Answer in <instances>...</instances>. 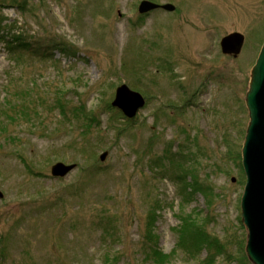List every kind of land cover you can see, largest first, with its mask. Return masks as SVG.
Here are the masks:
<instances>
[{
	"label": "rangeland",
	"instance_id": "374dc122",
	"mask_svg": "<svg viewBox=\"0 0 264 264\" xmlns=\"http://www.w3.org/2000/svg\"><path fill=\"white\" fill-rule=\"evenodd\" d=\"M138 1L0 0V264H107V252L118 255L115 264H152L139 249L152 207V231L166 254L179 218L191 215L225 240L230 257L216 264H239L242 250L251 264L240 220V147L264 0H152L175 9L143 17ZM234 31L245 40L235 58L219 47ZM17 35L46 44L45 57L11 52ZM55 38L75 53L47 50ZM120 83L146 98L132 119L110 104ZM79 103L89 118L70 112ZM172 153L211 194L181 199L163 169ZM59 161L76 168L55 178L50 165ZM104 217L114 239L102 237ZM205 254L178 252L171 264H198Z\"/></svg>",
	"mask_w": 264,
	"mask_h": 264
},
{
	"label": "water",
	"instance_id": "95a60500",
	"mask_svg": "<svg viewBox=\"0 0 264 264\" xmlns=\"http://www.w3.org/2000/svg\"><path fill=\"white\" fill-rule=\"evenodd\" d=\"M138 2L137 12L140 14L160 8L167 12L175 9L171 2ZM244 41V36L239 31L226 33L219 39L220 52L235 58L241 52ZM258 50L259 53L249 71V84L245 92L244 104L249 119L240 147L241 169L245 177L239 201L240 220L246 230L244 252L251 264H264V41ZM114 89L111 106L119 110L124 117L132 119L143 108L146 99L125 83H120ZM106 156L107 151H102L100 161ZM75 167V163L55 162L50 165V174L55 178L64 177Z\"/></svg>",
	"mask_w": 264,
	"mask_h": 264
},
{
	"label": "trees",
	"instance_id": "16d2710c",
	"mask_svg": "<svg viewBox=\"0 0 264 264\" xmlns=\"http://www.w3.org/2000/svg\"><path fill=\"white\" fill-rule=\"evenodd\" d=\"M139 17H143V15H140ZM14 43L16 44H10L11 52H14L15 50H19V53H22L24 50L29 52V53H35L36 55H40L41 57H45L46 52H43L42 47L43 44L41 45L40 42H30L26 40H21V36L17 35L14 37ZM31 48V49H30ZM47 48V47H46ZM48 49L54 50L57 49L60 53H69V54H74V50L70 48L65 42H63L61 39L55 38V40H48ZM10 52V53H11ZM16 52V51H15ZM43 52V53H42ZM24 94H28L23 91V94L20 98V103L24 102L27 97L24 96ZM58 100L59 97L56 98V104L59 106L61 112L66 109V105L59 102ZM106 107H108L109 111L112 110L111 107H109V104H106ZM70 110V112L75 113L77 116H74L75 118L79 117H85L89 118L90 116L87 114L88 112L86 111L85 106L82 103H79L78 106H73ZM26 115V114H24ZM4 118H8L11 120L18 119L17 117H12L9 115H5ZM1 124H4V119L0 121ZM3 129V127H2ZM1 132V128H0ZM169 150V147H166V151ZM173 154V153H172ZM239 155V154H238ZM177 158V155H169L168 156V161L170 162V167L164 169V171L167 173L166 176L170 178L172 182H174L177 186V194L181 197L182 200L189 201L190 198L194 193H202L203 195L205 194H211L212 188L209 186L198 182L196 178H193L196 176L194 174V169L192 168H187V163L175 159ZM160 158H157L154 160L153 165H155ZM163 159V157H162ZM189 158L187 159L188 162ZM163 161V160H162ZM240 166V163L238 164ZM238 166V167H239ZM30 171H33L30 166H27ZM171 175V176H170ZM160 207V206H158ZM147 220L145 222V232L143 234V240L140 245V252L142 253V259L151 262L152 264H171V258L178 252H182L187 258H196L202 251L205 249L206 254L203 258L202 261H200L198 264H216L217 259L220 258V262L224 263L226 257H230L227 249H225L226 246L225 240L221 241L217 235H212L208 233L204 229V225L197 223L191 215L188 216L186 219L180 217L179 218V227L175 230L176 233V242L169 253H165L162 251L161 248L157 247V241L158 238L157 236L153 233L152 231V225L156 221L157 216H156V207H152L151 209L148 210L147 213ZM97 226L101 228L102 231V237L105 238L106 235L110 236L112 239L115 238L114 236V231L115 229L112 226L111 223V218L109 217H104L101 220H98ZM239 245H242V242L239 243ZM107 252V251H106ZM241 257L236 259L238 260L239 264H246L247 260L246 257L244 256L243 250L238 252ZM118 255H112L111 253H106L104 255V262H107V264H115L117 262Z\"/></svg>",
	"mask_w": 264,
	"mask_h": 264
},
{
	"label": "flooded vegetation",
	"instance_id": "af4514ba",
	"mask_svg": "<svg viewBox=\"0 0 264 264\" xmlns=\"http://www.w3.org/2000/svg\"><path fill=\"white\" fill-rule=\"evenodd\" d=\"M157 10H159V9H155V10H152V11H157ZM150 12V11H149ZM149 13H145V14H142L143 16H146V15H148Z\"/></svg>",
	"mask_w": 264,
	"mask_h": 264
},
{
	"label": "bare ground",
	"instance_id": "6f19581e",
	"mask_svg": "<svg viewBox=\"0 0 264 264\" xmlns=\"http://www.w3.org/2000/svg\"><path fill=\"white\" fill-rule=\"evenodd\" d=\"M141 110H142V109H141ZM139 111H140V110H139ZM139 111H138V112H139Z\"/></svg>",
	"mask_w": 264,
	"mask_h": 264
}]
</instances>
